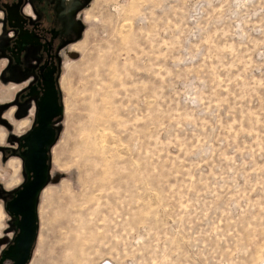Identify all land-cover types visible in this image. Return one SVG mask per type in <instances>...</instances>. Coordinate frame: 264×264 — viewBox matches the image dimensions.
I'll return each mask as SVG.
<instances>
[{
  "label": "rangeland",
  "instance_id": "obj_1",
  "mask_svg": "<svg viewBox=\"0 0 264 264\" xmlns=\"http://www.w3.org/2000/svg\"><path fill=\"white\" fill-rule=\"evenodd\" d=\"M73 19L28 264H264V0H88ZM3 62L7 244L35 111Z\"/></svg>",
  "mask_w": 264,
  "mask_h": 264
},
{
  "label": "flooded vegetation",
  "instance_id": "obj_2",
  "mask_svg": "<svg viewBox=\"0 0 264 264\" xmlns=\"http://www.w3.org/2000/svg\"><path fill=\"white\" fill-rule=\"evenodd\" d=\"M87 1L0 0V57L4 60L2 78L26 85L19 96L32 100L34 129L38 127L37 115L49 82L53 81L59 104L62 105L59 78L64 54L71 45L80 42L82 32V25L76 24L73 16L84 8ZM12 226L17 236L14 217ZM14 240L6 244L0 238V244H4L0 264L13 263L8 251Z\"/></svg>",
  "mask_w": 264,
  "mask_h": 264
},
{
  "label": "water",
  "instance_id": "obj_3",
  "mask_svg": "<svg viewBox=\"0 0 264 264\" xmlns=\"http://www.w3.org/2000/svg\"><path fill=\"white\" fill-rule=\"evenodd\" d=\"M64 113L59 104L58 92L52 82L40 103L37 115L38 127L26 137L27 152L24 155L28 181L6 205V211L15 218L18 234L8 251L12 264H28L38 237L37 203L49 178L48 152L56 141L53 121Z\"/></svg>",
  "mask_w": 264,
  "mask_h": 264
}]
</instances>
